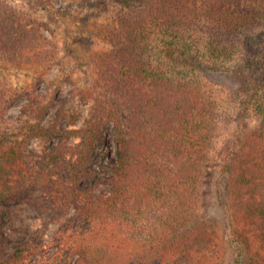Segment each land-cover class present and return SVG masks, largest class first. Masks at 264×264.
I'll return each mask as SVG.
<instances>
[{
	"label": "trees",
	"instance_id": "obj_1",
	"mask_svg": "<svg viewBox=\"0 0 264 264\" xmlns=\"http://www.w3.org/2000/svg\"><path fill=\"white\" fill-rule=\"evenodd\" d=\"M42 27L0 3V59L55 58L59 46ZM262 27L264 0H134L107 28L111 48L95 59L97 77L85 93L94 106L82 127H64L63 109L46 127V106L34 92L26 95L27 119L13 133L0 129V205L32 203L28 194L40 187L56 193L53 214L75 207L78 222L49 244L29 240L10 254L4 244L0 264H27L51 251L45 264L68 255L76 264H175L179 256L202 264L217 244L214 225L201 213L202 183L223 115L199 77L209 67L197 65L193 51L202 45L211 58L236 59L249 49L244 33ZM162 43L171 50L164 54L168 65L156 50ZM14 100L0 90V117ZM259 110L256 126L235 157L226 152L220 168L249 264H264L263 104ZM110 124L117 159L102 179L108 195L96 194L93 166ZM34 139L43 154L31 172L22 171Z\"/></svg>",
	"mask_w": 264,
	"mask_h": 264
},
{
	"label": "rangeland",
	"instance_id": "obj_2",
	"mask_svg": "<svg viewBox=\"0 0 264 264\" xmlns=\"http://www.w3.org/2000/svg\"><path fill=\"white\" fill-rule=\"evenodd\" d=\"M0 3L31 15L38 25L42 24V33L59 46L57 56L45 62L0 59V90L15 97L0 117V129H7L8 133L17 131L19 123L27 119L22 108L27 103L26 95L32 92L46 106V127L54 123L62 109L64 127H82L94 106V101L85 93L93 87L97 77L95 59L111 48L107 28L134 0H0ZM243 39L249 43L246 54L228 61L211 58L202 45L193 51L197 65L209 67L208 73L201 71L199 77L205 91L219 103L223 115L202 183L201 213L214 225L217 244L203 254L202 264H249L242 231L227 202L228 177L220 171L226 152L235 157L258 122L259 106L264 105V27L245 32ZM242 46L243 43L241 48L245 50ZM156 50L163 52L162 63H171L168 56L165 57L171 52L165 43L159 44ZM77 109L80 115L78 122L73 123ZM104 137V143L96 151L93 167L97 183H92V189L96 194L108 195L110 188L102 179L117 159L111 124ZM43 148L38 139L29 143L21 163L22 171L31 172L35 168ZM85 185L91 183L88 181ZM28 196L33 198L32 203L18 200L0 205V248L6 244L8 254L29 240L49 244L61 228L78 222L79 211L75 207L59 215L53 214L51 205L55 192L37 187ZM52 252L39 253L27 264H45ZM174 263L186 264V260L179 256ZM59 264H76V258L65 256Z\"/></svg>",
	"mask_w": 264,
	"mask_h": 264
}]
</instances>
